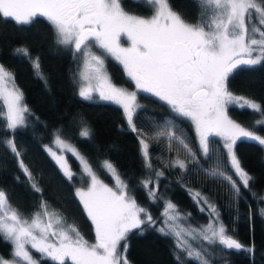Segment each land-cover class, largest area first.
<instances>
[{
	"label": "snow or ice",
	"instance_id": "snow-or-ice-1",
	"mask_svg": "<svg viewBox=\"0 0 264 264\" xmlns=\"http://www.w3.org/2000/svg\"><path fill=\"white\" fill-rule=\"evenodd\" d=\"M199 8L196 23H190L172 10L169 0H137L149 6L153 14L144 18L124 10L122 0H0V18L11 19L18 25H31L44 18L52 27L57 43L72 46L74 52L84 57L83 74L86 81L95 80V89L89 84L82 87L79 95L85 100L93 99L92 92L98 90L99 98L120 105L132 131H137L134 115L140 105L137 92L111 83L104 70V59L91 51L93 45L122 64L127 76L134 81L139 91L151 93L166 102L177 116L190 119L199 137L203 158L211 156L209 137L221 136L226 149L228 165L238 176V185L231 176L219 167L204 169L213 177L228 181L235 196L240 197V187L248 188L252 177L242 168L235 152L238 142H255L264 146V137L237 123L228 115L229 107L251 110L260 117L255 127H264V106L244 96L234 94L228 81L238 70L264 66V0H196ZM121 37L129 42L121 43ZM17 53L29 56L26 48H17ZM39 72L38 59L33 61ZM42 77V73H41ZM11 82L9 90L6 85ZM0 100L7 109L0 112L6 127L15 130L26 122L29 112L23 103V93L15 86L14 75L0 65ZM174 125H167L168 129ZM80 135L90 136L87 127ZM156 138H166L171 150L176 143L194 165H199L195 152L189 147L183 134L171 130L158 131ZM55 144L78 157L83 171L90 180L87 189H78V196L87 217L94 225L95 242L87 241L74 224H69L56 210L41 200L39 211L31 218L23 217L12 206L7 193L0 189V236L13 245L11 261L0 257V264H40L32 250L40 254L41 260L51 264H130L127 259V238L134 229L154 224L151 214L137 204L130 195L128 185L120 179L112 163L104 161L106 168L116 180V188L109 187L93 172L88 161L75 147L59 135ZM10 151L20 156L14 141L5 142ZM145 167L151 168L149 144L140 140ZM46 151L56 161L59 169L71 180L73 173L63 155L51 148ZM20 168L32 181V189L41 193L23 160ZM174 165L187 169L185 160L175 159ZM156 177L164 175L156 172ZM149 189V196L156 197L158 184L151 179L141 182ZM195 202L203 203L212 221L200 228H184L179 221L186 220L177 206L167 202L163 216L164 226L158 231L175 238V244L187 258L198 264H210L204 251L194 249L190 241L200 239L223 250H246L238 240L228 234L220 221L216 207L201 193H195ZM204 209L202 208L201 211ZM264 216V208L259 209ZM190 215V214H189ZM143 217V218H142ZM123 242V247L121 248ZM180 261V255L176 256Z\"/></svg>",
	"mask_w": 264,
	"mask_h": 264
},
{
	"label": "trees",
	"instance_id": "trees-1",
	"mask_svg": "<svg viewBox=\"0 0 264 264\" xmlns=\"http://www.w3.org/2000/svg\"><path fill=\"white\" fill-rule=\"evenodd\" d=\"M169 4L188 22H197L199 8L196 0H169ZM122 6L125 11L140 16L152 12L149 6L138 4L137 0H122ZM17 48H26L30 58L17 53ZM37 59L39 72L33 68V61ZM0 64L14 75L15 86L22 91L23 103L29 109L25 113V124L14 131L6 127L5 119L0 116V189L7 193L10 203L22 216L30 217L38 211L43 200L69 224H74L87 241L95 239L94 225L76 195V188L86 183L79 159L71 153L66 154L74 174L69 180L46 151V144L59 135L73 144L97 177L107 183L111 177L103 163H112L119 177L127 183L130 195L157 221L163 207L171 201L190 224L206 223L212 215L203 203L195 202V193L206 197L216 207L228 234L245 248L253 249L223 250L205 243L203 251L210 264H264V216L259 212L264 208V146L251 141L236 144L235 152L241 166L252 177L248 188L240 187L241 195L237 198L228 181L222 177L214 178L204 170L216 168L212 164L218 152L224 163L222 166H226L223 171L239 185L238 176L228 165L226 149L215 147L209 138L211 156L203 158L193 124L188 118L177 116L166 102L151 93L136 90L140 108L134 115L137 131H132L120 105L96 96L91 100L83 99L78 91L80 53L74 52L72 46L57 43L52 27L44 18H38L31 25H18L11 19L0 18ZM106 66L114 83L133 89L131 80L114 59L108 57ZM228 87L234 94L264 106V66L238 70L230 77ZM0 112L6 114L2 100ZM228 115L264 137V127L254 126L260 118L258 114L229 107ZM166 118L188 133L200 166L194 165L185 152L178 155L186 161L187 169L175 166L177 153L171 151L167 155L162 149L161 139L149 136L152 167H145L140 140L144 132L160 130L157 123ZM85 127L90 131L88 138L80 135ZM10 139L20 152L19 157L6 145L5 142ZM216 139L219 141L218 137ZM21 159L36 185L42 189L41 193L33 191L32 181L20 168ZM156 172H163L164 175L157 178ZM146 179H151L153 183L154 179L157 181L155 199L150 198L149 189L142 186L141 182ZM153 187L154 184L149 185V188ZM157 221L142 225L143 231L134 229L128 234L126 255L130 264H198L177 249L173 236H165L158 231ZM12 251L13 245L0 236V257L12 258ZM32 255L40 264H51L48 260H41L35 250H32ZM177 255H180L179 262Z\"/></svg>",
	"mask_w": 264,
	"mask_h": 264
},
{
	"label": "rangeland",
	"instance_id": "rangeland-1",
	"mask_svg": "<svg viewBox=\"0 0 264 264\" xmlns=\"http://www.w3.org/2000/svg\"><path fill=\"white\" fill-rule=\"evenodd\" d=\"M153 14V12H151V14H149V15H146V16H141V17H144V18H148V17H150L151 15ZM134 15H137V14H134ZM138 16H140V15H138ZM121 43L124 45V46H128V44H129V42L127 41V39L125 38V37H121ZM91 51L94 53V54H96V55H101L102 56V58L104 59V70L106 71V73H107V75L110 77V75H109V72H108V70H107V66H106V59L108 58V57H110V56H108L107 54H105V53H103V50L102 49H99L97 46H95V45H93L92 46V48H91ZM80 56H81V65H80V71H79V86H78V91L80 92V90H81V88L82 87H87L89 84H91L92 85V87L95 89V87H96V81L95 80H90V81H86V80H84L83 79V74H88L87 73V70L84 68V57L80 54ZM110 58H112V57H110ZM112 59H114V58H112ZM115 60V59H114ZM120 66H121V68H122V70H123V72H124V74L127 76V74H126V72H125V70H124V68H123V66H122V64H120V62L119 61H117V60H115ZM1 65V64H0ZM8 71V70H7ZM128 77V76H127ZM129 78V77H128ZM130 79V78H129ZM110 80H111V78H110ZM131 80V79H130ZM131 82H132V86H133V89H127V87H125L124 85H120V84H116V83H114L112 80H111V83L112 84H114L115 86H117V87H120V88H123V89H126L127 91H129V92H136V87H135V83H134V81H132L131 80ZM6 87L9 89V90H11L12 89V87H13V84L11 83V82H9V83H7V85H6ZM236 95H238V94H236ZM92 96H96V97H98L99 98V91L98 90H96V91H93L92 92ZM240 96V95H239ZM100 99V98H99ZM5 109H6V107H5ZM6 112H7V109H6ZM126 116V115H125ZM189 121L193 124V122L189 119ZM152 124H156V122H153ZM169 124H171V125H174V127L173 128H171V129H168L167 128V125H169ZM157 125H159V129L160 130H158V131H165V130H171V131H174V132H176V134L177 135H180L181 133L183 134V136H184V138L186 139V142L188 143V145H189V147L192 149V147H191V144H190V140H189V137H188V133L187 132H185V130L182 128V127H179L174 121H172V120H170L169 118H166V119H164L161 123H157ZM193 127H194V124H193ZM158 131H155L154 133H146V132H144L143 134V136H142V139L143 140H145V142L146 143H148V140H147V137H149V136H151V137H153L155 140H159V138H156V136H155V134H156V132H158ZM194 132H195V134H196V137H197V141H199V137H198V135H197V133H196V131H195V127H194ZM216 137H218L219 138V141L216 139ZM55 138L56 137H54L49 143H47L46 144V149L47 148H51L52 149V151H54V152H56L57 153V155H63L64 157H65V159H66V154L67 153H70V152H68L67 150H61L56 144H55ZM211 140H212V144L215 146V147H220V146H222L223 147V138L221 137V136H215V135H213V136H210L209 137ZM62 139V138H61ZM161 139V142H163L162 143V149H165L166 150V152H167V155L171 152V151H173V152H176L177 153V157H175V159H177V158H179V159H181V157L178 155V153L180 154V153H183V152H185L182 148H180L176 143H173L172 144V147H171V150L169 149V147H168V142H167V139L166 138H163V137H161L160 138ZM11 140V139H10ZM64 140V139H63ZM217 140V141H216ZM64 141H66V140H64ZM67 142V141H66ZM67 143H69V142H67ZM70 144V143H69ZM73 147H74V145L73 144H71ZM77 150V149H76ZM78 152V151H77ZM220 152V151H219ZM79 153V152H78ZM72 154V153H71ZM80 154V153H79ZM81 155V154H80ZM81 156H83V155H81ZM78 158V157H77ZM174 159V160H175ZM227 160H228V157H227ZM55 161V160H54ZM66 161H67V159H66ZM56 162V161H55ZM67 164H68V162H67ZM81 164V163H80ZM224 163L222 162V160H221V158H220V155H219V153L218 152H216L215 153V155H214V157H213V164L212 165H215L216 167H219L220 169H222V170H225V167L226 166H222ZM221 165V166H220ZM68 166H69V164H68ZM81 166H82V169H83V165L81 164ZM205 169H210V168H205ZM108 171V170H107ZM84 172V171H83ZM94 172V171H93ZM109 172V171H108ZM226 173V172H225ZM85 174V176H86V183H85V185L84 186H79V187H77L76 188V192H77V190L78 189H81V188H83V189H87V187L88 186H90V180H89V177L87 176V174L86 173H84ZM109 174H110V177H111V181L109 182V183H107V182H105L104 180H102L105 184H107L109 187H112V188H116V180H115V176H113L110 172H109ZM121 179V178H120ZM101 180V179H100ZM122 180V179H121ZM154 185H156L157 184V181H156V179H154V183H153ZM142 207V206H141ZM144 208V207H143ZM50 209H52V208H50ZM146 209V208H145ZM164 209H165V207H163V209H162V211H161V215H160V217H159V220L157 221L156 219H153V221L154 222H159L158 223V228H160V227H163L164 226V219H165V217L163 216V212H164ZM40 210V209H39ZM38 210V211H39ZM147 210V209H146ZM37 212V211H36ZM23 217H25V216H23ZM26 218H31V216L30 217H26ZM143 218V217H142ZM212 219H213V217H210L209 218V220L206 222V223H202V224H200V225H194V224H190L189 222H187L186 220H181V221H179V223L184 227V228H200V227H202V226H206L207 224H209L211 221H212ZM95 242V239L92 241V242H90V243H94ZM191 243H192V246H193V248L194 249H197V250H199V251H203V250H205V248H203V247H205V243H207V242H204V241H202V240H200V239H197V240H195V241H190ZM208 244V243H207ZM5 260H9V261H11V259L12 258H4Z\"/></svg>",
	"mask_w": 264,
	"mask_h": 264
}]
</instances>
